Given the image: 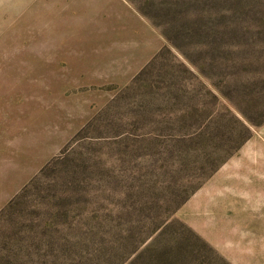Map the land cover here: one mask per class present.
<instances>
[{
	"label": "rangeland",
	"instance_id": "obj_1",
	"mask_svg": "<svg viewBox=\"0 0 264 264\" xmlns=\"http://www.w3.org/2000/svg\"><path fill=\"white\" fill-rule=\"evenodd\" d=\"M263 130L264 0H0V137L52 154L0 264H264L213 200L260 192Z\"/></svg>",
	"mask_w": 264,
	"mask_h": 264
},
{
	"label": "crops",
	"instance_id": "obj_2",
	"mask_svg": "<svg viewBox=\"0 0 264 264\" xmlns=\"http://www.w3.org/2000/svg\"><path fill=\"white\" fill-rule=\"evenodd\" d=\"M262 141H249L246 143L247 149L246 154L250 153L251 150L256 151L252 154L247 163L250 165H257L256 159L253 156L259 155L260 159V174L256 175L254 179L264 182V130L262 131ZM0 143V211L16 196V194L36 175L39 169H41L46 162V159L50 157L51 152L45 149L44 142H33V145L29 147H21L24 145L18 144L16 148H11L6 145V137L2 135ZM22 148V149H19ZM260 152V153H257ZM255 157V158H256ZM234 165L232 162L231 167ZM236 185L234 189L230 188L227 196H220L224 198L223 201L216 200L214 196V205L217 203L223 208L229 210L231 220H237L238 215L243 216L240 219L241 227L249 230V236L256 243L261 246L264 245V236H258L254 231L258 228L263 229L264 225V184L260 186V192L254 190L245 191L237 188V182L246 181L249 176H241L236 174L232 175ZM215 194V191H214ZM217 194H225L219 192ZM226 198V199H225ZM206 201L198 199V206L205 207ZM243 240V237H240ZM216 245H214L215 247ZM221 252L227 250L224 249L222 244L220 247L216 246ZM223 252V253H224ZM228 252V251H227ZM225 254L230 258V252Z\"/></svg>",
	"mask_w": 264,
	"mask_h": 264
},
{
	"label": "trees",
	"instance_id": "obj_3",
	"mask_svg": "<svg viewBox=\"0 0 264 264\" xmlns=\"http://www.w3.org/2000/svg\"><path fill=\"white\" fill-rule=\"evenodd\" d=\"M245 128H246V133H245V135L243 136V140L240 142V144L239 145H237L236 147H234L232 150H230L227 154H228V156L229 155H232L242 144H243V142H245L247 139H249L251 136H252V133H251V130H250V127L249 126H247V125H245ZM220 164H218V162H217V164L213 167V168H211L212 170H211V173L214 171V170H216L217 168H218V166H219ZM9 204V203H8ZM6 205L1 211H3L7 206H9L10 204H11V202H10V204L9 205ZM1 211H0V213H1ZM207 245V244H206Z\"/></svg>",
	"mask_w": 264,
	"mask_h": 264
}]
</instances>
